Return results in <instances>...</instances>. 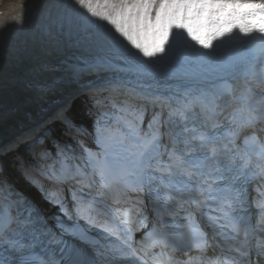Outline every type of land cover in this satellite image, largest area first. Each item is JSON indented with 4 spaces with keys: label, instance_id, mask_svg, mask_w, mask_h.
Returning <instances> with one entry per match:
<instances>
[{
    "label": "rangeland",
    "instance_id": "rangeland-1",
    "mask_svg": "<svg viewBox=\"0 0 264 264\" xmlns=\"http://www.w3.org/2000/svg\"><path fill=\"white\" fill-rule=\"evenodd\" d=\"M63 1L70 2L72 0H51L50 2L47 1L48 3L42 6H40V4L34 5L33 7L30 6L31 8L29 7L21 12L23 15L19 20L13 18L14 21H8L9 23L6 22L0 27V54L10 50L7 58H3L4 55L0 56V80L3 81L2 84L4 86L8 83L5 80L6 78L22 82L20 86L13 85V87H11L16 91L17 95L14 100L17 105L11 107L3 115L0 113V125L6 122V120H9L10 116L12 117L15 111L20 110L22 105V110L26 109L28 112L31 109V107H29L30 93L27 90L37 88V86L42 84H48L50 83L48 80L54 81L56 84L51 87L53 93L50 94L48 100L45 102L49 103V101L56 100L59 97L62 98L70 92L76 83L73 79H75L78 74L82 75L84 78H87L86 75L97 78V72L104 71V66L106 64L93 63V61H97L98 58H96V56L95 58L93 57L94 50L92 51L93 46L95 47L98 44L102 46V33L92 30L91 32L93 34H90L89 39L79 38L75 33L70 34L73 31H69L70 29L66 28V26H62V29L59 28L57 24L56 31H59L60 34L55 31L52 24L51 11L55 6H61ZM73 2H71V4H73ZM25 4L27 5L28 2ZM64 23H66L65 19L62 24ZM66 24L71 25L70 23ZM42 35H44V37ZM112 35H116V38H113L114 41L108 46L114 45L115 48L112 47V50L109 49L111 55L108 56L117 57L113 60L126 62L132 66H135L143 60L144 65L150 60L137 53V51L134 52V55L132 54L133 52L131 55L130 53L125 54L121 52L127 51L131 46L122 42V37L118 38V34L113 33ZM26 40L28 41L26 42ZM39 43H45L47 46L42 44L39 47L41 50H33V56L29 58L31 61L27 60L31 54L32 48ZM89 45L93 46L87 47ZM19 53L22 55L20 54L19 56ZM135 56L137 57L135 58ZM28 62L32 63L27 64ZM25 64H27V69H22ZM132 66L130 67L133 68ZM100 67L103 68L98 69ZM113 67L120 71L124 70L117 66ZM130 67L127 66L125 74L135 72V68L131 69ZM59 80L61 83L58 82ZM263 81L264 79L256 81L248 93L264 99ZM126 87L130 89L129 84L126 85ZM98 88L100 92L93 94L92 92ZM80 91L84 92L74 97V95ZM22 92H25L26 97L16 101L20 98L19 96ZM72 95L65 109H63V111L60 109V113L57 117H53L49 120L47 119L46 123L42 124V126L36 130V136L34 135L22 140L23 142L11 147L4 156L0 157V174H2L0 176H5L6 174L9 181L15 185V189L24 192L31 201L39 205L45 211L50 218V222L54 224L63 222L65 224L64 232L66 233H69L70 227L79 220L80 215L85 216V214H87L88 209L83 207L84 199H86L85 197L90 198L88 196L93 194L99 197L104 193V177L108 173L111 165L122 161H128L138 169L143 158L150 154L156 146L162 143L165 135V130H163L162 126L164 122V109L162 114L157 112L154 113L153 111L154 108L156 109L162 106L158 101L151 102L146 100V102L144 99H134L127 92H121L118 88H112L109 85H99V87L96 88L91 85L89 87L79 88ZM237 96L242 98L245 97V94L243 95L240 90H237ZM7 97L9 98L10 95L7 94ZM82 97H85L87 101L81 100ZM78 101H80L82 105H90L98 110L106 109L108 111H119V115L113 117L116 122L112 128L107 129L106 137L105 140L103 139V142L101 139L98 142L93 139V135L91 134L92 127L88 132H83L81 131L82 128L77 127L76 124L74 125L76 127L73 126L71 128H66L62 124L61 121L64 119L67 120L68 117L71 118L72 116V118H75V107L78 105V103H76ZM7 102L8 100L5 99L2 104ZM45 103L40 105H44ZM1 106L7 108L8 103L7 105ZM149 107L151 110H148ZM68 111H70L69 114L71 116H69V114L66 115ZM89 112L90 110H87V113ZM149 113L151 114V120H149V122L151 124L153 121L158 122L153 125V133L151 132V135L154 134V139H152L151 142H149V140L147 141L149 138L148 133L142 134L140 130L135 132L132 137L128 138L129 130L132 129V125L138 121L144 120L145 116ZM16 118L17 116L14 119ZM59 128H62V133L64 135L76 141V149H71L69 144L65 141L62 143L55 140L53 133ZM122 129L128 132L123 140V135L121 133ZM161 130L163 131V135ZM41 140L42 143L39 142ZM48 143L53 144L54 150L51 155L53 154L54 157H52L49 150H47ZM103 144L105 145L104 147ZM97 145H100V147H97ZM35 156L37 157L35 158ZM38 157H40V162H42L41 167L35 168L31 165L30 160L33 158L37 159ZM62 168L66 170L70 169L69 171L72 173V182L68 184L69 187H64L55 182L49 174H53V172ZM72 186H74L73 189ZM79 192L82 193L84 198L77 195ZM20 195L22 196V194Z\"/></svg>",
    "mask_w": 264,
    "mask_h": 264
},
{
    "label": "bare ground",
    "instance_id": "bare-ground-1",
    "mask_svg": "<svg viewBox=\"0 0 264 264\" xmlns=\"http://www.w3.org/2000/svg\"><path fill=\"white\" fill-rule=\"evenodd\" d=\"M47 1L50 2L51 0H0V27L6 22L12 21L13 18L19 20L23 15L21 12L28 9L30 6L33 7L34 5L39 4L42 6L48 3ZM27 2L28 4L26 5L25 3ZM71 2H73V4H71ZM51 16L55 31L57 26L62 29V26H66V28L70 29L69 31H73L70 34L75 33L79 38L87 39L90 38L92 30L102 33V46H99L98 44L95 47L93 45L87 47L93 46V57L95 58L96 56V58H98L97 61L95 60L93 63L106 64L104 66L105 69L104 71L97 72V78L88 75H86L87 78H84L82 75L78 74V76L73 79L76 82L73 89L62 98L59 97L56 100L49 101V103L45 102L48 100L50 94L53 93L51 87L56 84L54 81L48 80L50 82L48 84H42L37 86V88H32L30 90L26 89L30 93L29 107H31V109L28 112L26 109L22 110V105L20 110L15 111L13 115L8 113L9 115H12V117L10 116L9 120H6V122L0 125V157L4 156L11 147L23 142L22 140L34 136L36 130L40 128L42 124L46 123L47 119L49 120L53 117H57L60 113L59 110L61 109L63 111V109H65L69 100L73 96L72 94H74L79 88H85L91 85L95 88L99 87V85H109L112 88H118L121 92H127L134 99L139 98L144 99V101L160 102L162 105L161 107L164 109L163 130H165V137L162 143L159 146H156L150 154L143 158L142 163L137 170L128 161H122L110 166L109 175L127 177L129 175H136L138 178L141 177L146 179L164 165V168L170 172L171 176H173L176 171L181 170L175 159L178 155H187L190 151L189 122L196 109L208 105L210 108L216 110L224 108L229 102L234 103L236 106L243 104V102L237 101L236 99L243 101L246 100V102L251 99H258L257 97L251 96L248 91L256 81H261L264 77H260L258 73L254 71V65L247 67L242 66L243 64H246V62L237 58L235 55H232V52L229 50L230 46L225 43L214 41L213 48L205 50L199 46H195L192 41L186 38V34H184L183 37L174 35L171 43L168 45V50L165 53L150 58V60L144 65L143 60L135 66H132L126 62L113 60L117 57L108 56L111 55L110 50L114 47V45L108 46L114 41L113 38H116V35H112L114 29L111 28V25L106 24V22L90 17L84 9L80 8L76 3V0L70 2L63 1L61 6H55L51 11ZM64 19L66 23H70L71 25H67L66 23L62 24ZM177 31L178 30L174 29V34ZM42 36L44 37V35ZM226 39L227 37L223 38V40ZM121 40L123 39L121 38ZM27 41L28 40H26V42ZM122 42L127 43V41ZM42 44L45 45V43H39L32 48L31 54L27 60L33 56V50L37 51ZM217 46H219L220 52L216 50ZM241 48L245 49L246 47L242 44ZM8 52H4L0 54V56L4 55L3 58H7ZM121 52H124L125 54L130 53V55L133 52L132 54L134 55L136 50L129 47L127 51ZM20 54L21 53H19V56ZM136 57L137 56H135V58ZM31 63L32 62H28L27 64ZM27 64L23 65L22 69H27ZM113 66H117L124 70L120 71ZM127 66H132L133 68L130 67L131 69L135 68V72L132 73L128 71L129 74H125ZM101 68L103 67L98 69ZM5 80L9 85L6 82L7 84L4 86L2 84L3 81L0 80V113H2V115L11 107L17 105L14 100L17 94L16 91H14L15 89L11 87H13V85L20 86L22 83L9 78H6ZM58 82L61 83L60 80ZM128 84L130 89H127L126 87ZM237 90H240L243 95L245 94V99L237 96ZM99 92L100 89L98 88L92 93L95 94ZM7 94L10 95L9 98L7 97ZM19 97L20 98L16 101L24 99L26 97L25 92H22ZM5 99L8 100L7 108L1 106L5 104L7 105V103L2 104ZM262 102H264L263 99L261 103ZM42 103L45 104L40 105ZM242 110L241 106L237 107L236 119L247 124L246 119L241 116L243 113ZM16 116L17 118L14 119ZM251 149L252 147L249 146L250 152ZM251 154L255 155L254 153ZM110 178H112V176H110ZM15 188V185H13L8 177H6V174L5 176H0V192L2 189H4V191H12L15 190ZM98 201L101 203L103 202V199L101 200V197H99ZM4 204L5 203L0 200V216H2V218L4 216L7 218L4 208H2ZM112 210L114 213L125 217L123 210L119 207H112ZM99 215L101 214L99 213ZM11 216H13V214H11L10 217ZM60 226H63V224H60ZM21 230H23L22 226L18 225L15 233L19 234L21 233ZM80 230L82 229L80 228ZM110 230L112 233L118 234L123 232L116 222H114V225ZM73 236H75V234H73ZM0 264H4V258H1V256Z\"/></svg>",
    "mask_w": 264,
    "mask_h": 264
},
{
    "label": "snow or ice",
    "instance_id": "snow-or-ice-1",
    "mask_svg": "<svg viewBox=\"0 0 264 264\" xmlns=\"http://www.w3.org/2000/svg\"><path fill=\"white\" fill-rule=\"evenodd\" d=\"M76 3L90 17L111 25L118 38L122 37L149 59L165 53L174 35L186 34L195 46L205 50L212 49L214 41L231 36L235 30L246 37L264 39V0H76ZM174 29L178 30L175 34ZM261 121L264 105L249 116L247 126L254 127ZM130 255L136 257L135 252ZM197 264L205 262L198 258Z\"/></svg>",
    "mask_w": 264,
    "mask_h": 264
},
{
    "label": "trees",
    "instance_id": "trees-1",
    "mask_svg": "<svg viewBox=\"0 0 264 264\" xmlns=\"http://www.w3.org/2000/svg\"><path fill=\"white\" fill-rule=\"evenodd\" d=\"M82 99L87 101L85 97H82L81 100ZM80 101L76 102L78 103V105L75 107V118H72V116L69 114L70 111H68L66 115L69 114L71 118L68 117L67 120L64 119L63 121H61L62 124L66 128H71L76 124L77 127H81L86 132H88V130L92 127L91 134L93 135V139L97 142L101 139V141L103 142L104 136L107 133V129L112 128L116 122L113 117L117 116V111H108L106 109L98 110L94 107H91L90 105H82ZM87 110H90V112L87 113ZM62 132V128H59L53 134L55 140L57 139V141H60L62 143L64 141L67 142L70 148L76 147V141H73ZM47 147L50 152L54 150L52 143H48ZM97 147H100V145H97ZM35 165L37 166V164Z\"/></svg>",
    "mask_w": 264,
    "mask_h": 264
},
{
    "label": "water",
    "instance_id": "water-1",
    "mask_svg": "<svg viewBox=\"0 0 264 264\" xmlns=\"http://www.w3.org/2000/svg\"><path fill=\"white\" fill-rule=\"evenodd\" d=\"M83 92H84V91L77 92V93L74 95V97L80 95V94L83 93Z\"/></svg>",
    "mask_w": 264,
    "mask_h": 264
}]
</instances>
